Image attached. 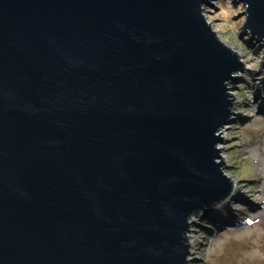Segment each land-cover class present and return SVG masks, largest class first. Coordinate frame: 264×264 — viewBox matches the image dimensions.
<instances>
[{
    "label": "water",
    "instance_id": "obj_1",
    "mask_svg": "<svg viewBox=\"0 0 264 264\" xmlns=\"http://www.w3.org/2000/svg\"><path fill=\"white\" fill-rule=\"evenodd\" d=\"M237 1L264 47V0ZM203 4L0 0V264L187 263L246 68Z\"/></svg>",
    "mask_w": 264,
    "mask_h": 264
},
{
    "label": "rangeland",
    "instance_id": "obj_2",
    "mask_svg": "<svg viewBox=\"0 0 264 264\" xmlns=\"http://www.w3.org/2000/svg\"><path fill=\"white\" fill-rule=\"evenodd\" d=\"M201 7L216 39L223 40L222 44L231 51H238V59L246 66L226 81L227 91L232 92L230 98L237 103L225 124L226 133L219 140L223 145L224 168L233 170L240 183L247 184L258 174L264 186V93L260 89L264 72L258 70L264 47L244 31L245 7L237 0H209ZM242 145L250 152L248 161L240 150ZM219 169L225 176V170ZM260 203L263 209L257 216L247 205L237 202L236 208L232 207L237 219L224 226H218L202 213L188 226L187 231L195 235L194 254L188 264H264V197ZM251 216L256 218L247 226ZM243 220L246 222L242 223Z\"/></svg>",
    "mask_w": 264,
    "mask_h": 264
},
{
    "label": "bare ground",
    "instance_id": "obj_3",
    "mask_svg": "<svg viewBox=\"0 0 264 264\" xmlns=\"http://www.w3.org/2000/svg\"><path fill=\"white\" fill-rule=\"evenodd\" d=\"M211 29V28H210ZM219 41L222 43L223 40L219 39ZM232 52H236L238 53V51L233 50ZM229 95H232V92L230 90L227 91ZM234 94V93H233ZM233 97H229L228 99H232ZM230 103H232L229 108H230V112H232L233 107L236 105V101L233 98V100L230 101ZM226 125L218 128V130L215 132L216 135L219 134V137H222L223 134H225V130H226ZM216 148L219 149L218 155H220L223 160H224V156H223V145L222 143L219 141L216 143ZM243 151V153L245 154V159L246 161H248L250 159L249 156V151H247L246 147H244L243 145L241 146V149ZM216 163H218L220 161V157L216 158ZM219 168H221V170H225L223 173L225 174V177L231 179L234 182V187L232 189V191L230 192L229 196L219 202H217L212 208H210L209 210H203L201 209L199 212H195L192 213L188 219H187V223H189L188 226L193 225V221H195L197 218H199L201 216V214H205L207 217L210 218V220H212L215 224H217L218 226H224L225 224H229L232 223L233 221H235L238 217V214L232 210V207L236 208V203L240 202L242 204H245L248 206L249 210L252 211L253 213H257L256 215L258 216V214L261 213L263 207L260 203V200L264 197V186L262 184H260V180H259V176L258 174L253 177L249 183H240L236 177L234 176V171L233 170H228L224 168V165H220ZM256 171V168H255ZM259 193V194H258ZM236 200V201H234ZM232 201L234 202L233 205H231ZM221 211V212H220ZM257 211V212H256ZM252 219H249L247 221V226H251L252 223L254 222L256 216H251ZM241 219H243L241 217ZM246 221H242V223H244ZM187 236L186 241H184V244L189 243V245L187 246V251H188V255H187V263H189V258H191V255L194 254V250H193V239H195V235L192 233H189V231L185 232L184 236Z\"/></svg>",
    "mask_w": 264,
    "mask_h": 264
}]
</instances>
